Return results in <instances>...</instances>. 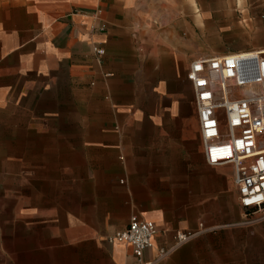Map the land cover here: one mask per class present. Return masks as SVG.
I'll return each instance as SVG.
<instances>
[{
    "label": "rangeland",
    "instance_id": "1",
    "mask_svg": "<svg viewBox=\"0 0 264 264\" xmlns=\"http://www.w3.org/2000/svg\"><path fill=\"white\" fill-rule=\"evenodd\" d=\"M151 2V10L137 13L135 34L142 55L154 47L156 55L165 56L163 49L182 55L192 51V59L264 49V0ZM148 40L150 45L145 44ZM189 60L166 56L159 69L129 77V102L134 91L140 94L148 118L143 120V129L137 127V119L128 124L107 123L103 129L118 142L95 145V155L89 152L93 145L83 138L87 125L66 120L79 112L71 102L65 100L59 109L53 104L58 112L50 116L45 114L51 109L45 103L0 108V243L9 241L10 214L21 196L35 197L48 206L61 196L65 208L74 202L95 203L100 221H105L109 210L124 209L132 200L144 208L159 209L166 215L165 221L183 228L200 220L219 225V264H264V210L240 206L228 177L232 176L230 169L221 174L207 165L206 171H199L187 156H179L177 129L161 120L167 115L165 105L172 92L159 97L151 87L172 76L181 81ZM180 84L179 98L184 116H188L192 95L182 81ZM57 115L66 117L58 121ZM156 117L160 123L153 124L151 119ZM53 147H73L74 152L62 156ZM102 196H106L103 203Z\"/></svg>",
    "mask_w": 264,
    "mask_h": 264
},
{
    "label": "crops",
    "instance_id": "2",
    "mask_svg": "<svg viewBox=\"0 0 264 264\" xmlns=\"http://www.w3.org/2000/svg\"><path fill=\"white\" fill-rule=\"evenodd\" d=\"M151 3V0H0V108L45 103L50 105L51 109L45 111L50 116L58 112L53 110V104L59 109L65 100L71 102L79 112L67 117L57 115V120L66 117L68 123L87 125L83 138L93 145L89 152L95 155V145L114 146L118 142L113 133L103 129L107 123L128 124L137 119V127L141 125L143 129V120L148 116L140 104V94L134 91L129 102V77L144 74L143 70L147 74L159 69L160 60L164 63L166 56L190 59L181 81L188 87L193 104L191 84L186 79L192 51L182 55L181 51L169 54L163 49L168 54L165 56L156 55L155 47H149L148 55L138 50L137 13L151 10ZM93 42H100L105 50L100 63L92 50ZM150 43L148 40L145 44ZM150 59L156 60L150 64ZM107 73L111 76L107 77ZM181 81L174 76L160 79L151 89L159 97L172 92L173 97L165 105L167 115L161 120L177 129L178 155L187 156L199 171H206L196 109L193 105L191 113L184 116L179 98ZM157 118L151 119L153 124L160 123ZM52 149L62 156L74 152L73 147ZM213 168L221 174L228 169L232 172L230 166ZM228 177L233 184L232 176ZM105 199L106 196L100 197L102 203ZM53 200L55 205L49 206L28 196L14 202L17 206L10 214L9 241L0 243V264H139L130 245L107 240L126 227L132 214L156 225L153 245L144 252V260L151 259L159 247H171L176 231L194 230L203 222L209 228L205 233L157 264H219V225H207L200 220L193 227L183 228L165 221L166 215L159 209L144 208L132 200L125 203L124 209L109 210L105 221H100L95 203L74 202L65 208L63 197Z\"/></svg>",
    "mask_w": 264,
    "mask_h": 264
},
{
    "label": "built area",
    "instance_id": "3",
    "mask_svg": "<svg viewBox=\"0 0 264 264\" xmlns=\"http://www.w3.org/2000/svg\"><path fill=\"white\" fill-rule=\"evenodd\" d=\"M92 50L100 63L103 46L93 42ZM186 79L192 88L206 164L230 166L240 206L264 210V49L197 57L190 62ZM208 229L199 222L197 229L176 231L173 245L159 247L148 260L143 254L152 247L157 232L151 220L132 214L126 227L107 240L130 245L139 264H157Z\"/></svg>",
    "mask_w": 264,
    "mask_h": 264
}]
</instances>
